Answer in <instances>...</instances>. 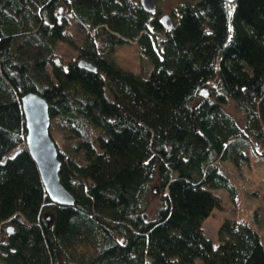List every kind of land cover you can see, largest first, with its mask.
<instances>
[{
	"label": "trees",
	"instance_id": "trees-1",
	"mask_svg": "<svg viewBox=\"0 0 264 264\" xmlns=\"http://www.w3.org/2000/svg\"><path fill=\"white\" fill-rule=\"evenodd\" d=\"M177 3L165 28L135 0H0V264H264L250 224L225 218L217 246L204 228L222 206L214 188L238 194L226 163L245 158V143L264 157V0ZM67 22L85 30L82 44ZM132 41L145 74L111 56ZM66 42L78 53L60 62ZM31 90L63 131L73 204L49 197L26 146Z\"/></svg>",
	"mask_w": 264,
	"mask_h": 264
},
{
	"label": "rangeland",
	"instance_id": "rangeland-1",
	"mask_svg": "<svg viewBox=\"0 0 264 264\" xmlns=\"http://www.w3.org/2000/svg\"><path fill=\"white\" fill-rule=\"evenodd\" d=\"M135 1L140 2L141 0ZM155 1L158 8L157 16L161 14L171 15L178 6V0ZM177 19L178 14L173 15V24ZM68 27L70 28L67 31V38H70L74 44H82V34L85 30L73 26V23H68ZM159 32L162 33V31ZM66 44L69 43L66 42ZM77 49L78 47L71 44L68 47L63 45L56 53L55 58H64L67 61L69 58L75 57V54L78 53ZM106 50L110 52L109 48H106ZM111 50L112 58L124 68L133 70L138 74L147 73L152 68L150 60L141 55L136 41L118 45ZM226 108L236 117L238 122L244 124V114L235 106L233 100L226 104ZM50 131L56 143L59 139L60 142H63L61 126L57 121H52V117ZM14 151L11 153H14ZM243 153L245 158H240L239 164L230 161L226 163L224 169L231 181L238 187L236 198H232L227 188H214V191L222 197V206L215 207L204 221L205 233L212 240L214 246L219 244L218 229L220 224L228 217L250 224L259 232L264 244V157L255 153L248 143H245ZM159 200L160 192L155 189L151 202V212H154Z\"/></svg>",
	"mask_w": 264,
	"mask_h": 264
},
{
	"label": "water",
	"instance_id": "water-1",
	"mask_svg": "<svg viewBox=\"0 0 264 264\" xmlns=\"http://www.w3.org/2000/svg\"><path fill=\"white\" fill-rule=\"evenodd\" d=\"M233 1L229 0V2ZM141 2L147 9L156 10L157 3L155 0H141ZM161 19L166 28L173 26V19L170 14L163 15ZM78 62L90 70L97 68L94 62L84 57ZM201 94L208 95V90L202 88ZM21 101L26 125V146L38 165L49 197L58 204H73L75 198L60 178L61 160L58 146L50 131L49 102L39 92L32 90L22 95ZM10 229L12 230L13 226H10Z\"/></svg>",
	"mask_w": 264,
	"mask_h": 264
},
{
	"label": "flooded vegetation",
	"instance_id": "flooded-vegetation-1",
	"mask_svg": "<svg viewBox=\"0 0 264 264\" xmlns=\"http://www.w3.org/2000/svg\"><path fill=\"white\" fill-rule=\"evenodd\" d=\"M140 4H141L142 7H144L145 9H147V8L145 7V5H144L141 1H140ZM157 10H158V8H157L155 11H151V10H150V12L153 13V15H155L154 13H156V16H155V17H158V20L161 22V24H163L162 21L160 20V17H161L163 14L157 16V12H158ZM62 12H64V8H62V11H61L60 13H62ZM171 15L173 16V15H174V12H172ZM59 61L61 62L62 59L60 58Z\"/></svg>",
	"mask_w": 264,
	"mask_h": 264
},
{
	"label": "bare ground",
	"instance_id": "bare-ground-1",
	"mask_svg": "<svg viewBox=\"0 0 264 264\" xmlns=\"http://www.w3.org/2000/svg\"><path fill=\"white\" fill-rule=\"evenodd\" d=\"M152 18H154V16L152 15ZM174 25V24H173ZM203 88H206V87H203ZM207 89V88H206ZM208 90V89H207ZM208 94H209V92H208Z\"/></svg>",
	"mask_w": 264,
	"mask_h": 264
},
{
	"label": "snow or ice",
	"instance_id": "snow-or-ice-1",
	"mask_svg": "<svg viewBox=\"0 0 264 264\" xmlns=\"http://www.w3.org/2000/svg\"><path fill=\"white\" fill-rule=\"evenodd\" d=\"M9 231H11V229H9Z\"/></svg>",
	"mask_w": 264,
	"mask_h": 264
}]
</instances>
